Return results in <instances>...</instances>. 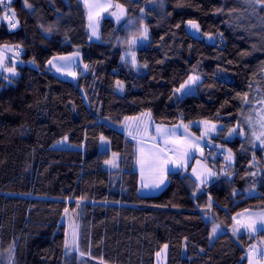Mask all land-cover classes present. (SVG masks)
<instances>
[{
    "label": "trees",
    "instance_id": "1",
    "mask_svg": "<svg viewBox=\"0 0 264 264\" xmlns=\"http://www.w3.org/2000/svg\"><path fill=\"white\" fill-rule=\"evenodd\" d=\"M109 1L125 8L126 19H103L100 40L92 42L82 0H27L31 8L25 0H11L19 24L15 30L1 26L0 47L19 54L16 75L0 79V264H104L115 258L156 264L164 245L166 264H247L249 248L264 246V232L253 237L233 218L264 210V147L252 135L264 116V5ZM188 21L215 42L192 36ZM143 27L147 43L135 45ZM77 52L87 68L75 82L47 70L49 60ZM131 52L145 73L134 71ZM191 76L200 79L195 94L181 97L177 90ZM144 112L167 126L221 125L209 143L231 150L235 165L228 168L224 154L207 146L204 160L217 177L202 193L190 174L181 178L190 196L184 209L173 207L166 192L137 195V143L117 127ZM233 128L244 137L227 139ZM101 136L109 150H103ZM113 153L119 156L116 168L105 163ZM255 155L259 175H252ZM22 176L30 177L27 193L12 194V182ZM210 206L212 221L198 212ZM75 211L83 257L65 250L64 219ZM214 225L227 230L203 249L200 242Z\"/></svg>",
    "mask_w": 264,
    "mask_h": 264
},
{
    "label": "rangeland",
    "instance_id": "2",
    "mask_svg": "<svg viewBox=\"0 0 264 264\" xmlns=\"http://www.w3.org/2000/svg\"><path fill=\"white\" fill-rule=\"evenodd\" d=\"M103 1L107 2L109 0H103ZM82 2L84 4V0H82ZM111 3H113V2H111ZM114 5H117V4H114ZM10 10H12V9H10ZM86 10H87V14H88V8H86ZM113 12H115L116 15H112ZM9 15H11V11H9ZM117 16L120 17L119 20H117ZM105 18H112L116 22L119 23V22L123 21L124 19H126V10H125L124 7L118 9V8H116L114 6L113 10L108 11V12H104V14H102L101 16H100V14H99V16H96L94 14L93 15V19L91 21H89V19H88V22L92 23L96 27L97 32H99L100 24L102 23L103 19H105ZM17 21L18 20H17V17L15 15V18L13 19L12 22L16 23ZM6 24L8 26V21H6ZM18 24H17V27L10 28V30L17 29L18 28ZM144 28H146V27H143V30H144ZM186 28H187V31L192 36H194L196 38H203V39H206L207 41L215 42L214 39H210L209 37H206L205 35H203L202 32H201L200 27H199V31H197L195 29H192L189 26V24L187 23ZM89 34H90V40L92 41L94 36H92V29L91 28H89ZM139 37L136 38V41H135L134 44L135 45H139L140 44V46H145L148 39L147 40H143V39H140ZM148 38H149V30H148ZM75 54L76 53L71 54V55H67V56H62V57L69 58L67 60H58V59H53L52 60L53 64H55V65H68L69 66L68 71H70L72 73H75V75L66 74L63 70L62 71H57L56 67H53V64H49V63L47 65V70L49 72L55 74L59 78H62V79L68 80V81L77 80L78 77H79V74H80L78 71L80 70L81 73H84L85 72V66H84V63H83L82 54L81 53H78V55H75ZM133 55L135 57V63L134 64L132 63ZM127 59L131 62V65L133 66V69H134L135 72H139V71H142L144 73L146 72V66H143L142 64H140V62L136 58V53L131 52L130 54L127 55ZM191 77H197V76H191ZM188 81L185 84L187 86L184 87L181 91H178V93H179V95L181 97H184V96H187V95H190V94H195V88L200 83V79L196 80L195 83H192V84H188ZM116 90H117L118 93H123L124 85L120 82L119 85L117 84ZM147 114H149V112H144L142 115L137 117L138 118L137 120H126L124 124H122V125L117 127L120 131L125 132L128 135H129V129H131L133 135H136L137 138L134 139V140L137 143L138 159H139V156H140L139 149L141 147L144 148L146 152L148 150L152 149L151 143H156V141H154L152 139V137L156 135L155 128H156V126L163 125V124L156 123L153 120L151 114H150V116L147 115ZM262 117H264V116H262ZM142 121H149V130H148L147 133H144L142 131V128H143V125L141 124ZM203 122L204 121H197V122L191 123L190 125L189 124H182V125H180L179 128H176L175 126L163 125L165 128H167L169 130H175L178 135L182 134L183 136L187 137V139L189 141L199 143L200 148L203 150V151L195 150V151L190 152V154H189L190 158L187 159L186 165L183 166L184 170H182V167L176 168L178 175L176 176V179H175L173 187L171 188V191L172 190H174V191L177 190L178 193H180L179 187H180L181 178L185 177L187 174H190L198 182V184H199L198 192L199 193L203 192V190H204L203 186H206V184H210L217 177V172L213 168L209 167L206 164L205 160H204V155H205V151H206V147L207 146L209 147L210 150L214 149V151L217 154H224L225 157L227 155H229V151H230V153L232 155V159L231 160H226L228 168H231V167H233L235 165L236 159H235L234 154L231 152V150H229L228 148L220 147V146H218L216 144H210L209 143L210 142L209 139L211 138V135L214 136L215 134H217V132H219V130L221 129V125L215 124V123H212V122H209L208 124H205ZM213 124L216 125V128H217V130L215 132L211 131V125H213ZM137 125H140V128H141V131H139V132H137ZM183 125H188L187 129H185L183 127ZM191 126H194V127L198 128V129H200L202 134H203L202 137H205V138H201L200 136H197L194 132H192V130L189 129V127H191ZM236 129H237V132L233 133L232 136L228 135L227 139L233 140L236 137H244V131H242L243 135H238L237 133H239L240 131L238 130V128H236ZM260 131H261V128L259 126V130L257 132V135L260 133ZM262 139H264V137H262ZM105 141H107V143L103 142V147L102 148H103V150H109L110 149L109 142H108L107 139H105ZM139 141H142V143H140ZM66 143H67V141H63L60 144H58L57 146L60 147L63 144H66ZM160 143L162 144V147H167V148L179 147V145H174V144L165 145V144H163L162 140L160 141ZM202 146H204V147L202 148ZM260 147H262V146L260 145ZM168 155L172 156L173 153L169 152ZM195 155H197L196 158H194ZM113 159H115V162L118 165L119 156L116 155V157L115 158L113 157ZM257 163L259 164L260 162H259L257 156L255 155L254 160H253V165L256 167V171H254L255 175L256 174L259 175V173H260V167L257 165ZM108 166L111 167V168H116V167H112L110 165H108ZM168 168H175V167H173L172 164H169ZM136 169H137L138 172L141 171V168H140V165H139L138 162H137V168ZM193 169L196 170L195 173H193ZM209 171L211 173H214V175H209ZM225 173L226 172H224L223 174L225 175ZM227 173H228V177L231 178L232 177V173H230V172H227ZM197 176H199L200 179H197ZM202 180L205 181V182L201 183ZM29 182H30V177H28V176H22L21 178H18L17 180L12 182V184L10 186V192L12 194H15V195L26 194L27 193V189H26L27 188V184ZM253 194H256V193L253 192ZM178 195H175V197H177ZM179 202L180 201L177 202L178 205L181 204ZM177 204L175 203V205H177ZM262 211H264V210H262ZM198 212H200L204 216V218L206 220H209V221H212L213 218L215 217V214H214V212L212 210V206H210L207 209L199 210ZM244 213L245 214L240 218V221L247 222L249 217H251L252 219H254L255 217H259L256 214H254V215L250 214V211H246ZM234 220L236 222V219H234ZM64 223L66 225V244L68 245V247L65 248L66 252L68 254H72V253H79L80 254L81 252L79 250V244H78V239H79V212L75 211V212H72V213H68L67 216L64 219ZM215 226H217V225H214V227ZM218 226L219 227L217 228V232H216L215 235H213L212 231H211V233L200 242V246L203 249L207 248L208 242L213 241L218 235L224 233L227 230L226 228H224L221 225H218ZM241 228L245 229L244 227H241ZM257 228L258 229L260 228L259 222H257ZM260 232H262V231H257V232H254V233L253 232H250V233L248 232V233L250 235H252L253 237H256ZM254 245L256 247L255 248L256 251H259L258 248H261L264 251V246L260 245L259 243H255ZM1 246L2 245H0V248H1ZM77 248H78V250H77ZM165 255H167V250L166 249L163 250L158 255L156 264H166L167 260H166V256ZM247 256L249 257V251H248L246 257ZM258 259H259V257H258ZM103 263L104 264H127V262L125 260L121 259V258L105 260ZM183 264H188V262L185 261Z\"/></svg>",
    "mask_w": 264,
    "mask_h": 264
},
{
    "label": "snow or ice",
    "instance_id": "3",
    "mask_svg": "<svg viewBox=\"0 0 264 264\" xmlns=\"http://www.w3.org/2000/svg\"><path fill=\"white\" fill-rule=\"evenodd\" d=\"M247 3L253 4V3H260L264 5V0H246ZM11 4V0H7V3L5 0H0V9H4V15L0 17V19H3L5 21H8V27L9 28H15L17 27L18 21L16 23H13V19L15 18V12L10 10L9 6ZM25 4H27V0H25ZM85 7L88 8V19L91 21L93 19V15L95 14L96 16H99L101 11L107 10L109 7H112L110 3L107 2H102V0H84ZM28 8H31L32 6L30 4H27ZM116 8H122L121 5L117 4L115 5ZM9 11H11V15H9ZM112 15H116L115 12L112 13ZM120 17L117 16V20H119ZM189 26L192 29H195L199 31V24H197L195 21H188ZM89 28L92 29V36L98 37V33L96 30V27L92 24L89 23ZM179 27V25H177ZM140 39L147 40L148 39V30L147 28H144L142 34L139 37ZM211 39V37H209ZM136 38H133V43H135ZM5 48H8L7 45L4 46ZM11 48H8V51H11ZM19 53H17L18 55ZM75 55H78L76 53ZM53 59H58V60H67L69 58L67 57H54ZM4 54L3 52H0V68H3L5 71H8L12 73L13 75H16L15 69L13 67H4ZM49 64H53L52 60L48 61ZM132 63H135V57L133 55ZM53 67H56L57 71H64L66 74L69 75H75V73H72L68 71L69 66L68 65H55L53 64ZM87 68V65H85ZM199 77H190L188 84L195 83L196 80H198ZM120 82H117L119 85ZM187 85L181 86V89H178L177 91H181L184 87ZM122 90V89H121ZM245 103L248 102L247 96L244 97ZM260 103L264 104V99L260 101ZM261 111H264V109H261ZM150 116V113L147 114ZM126 120H137V117H126ZM203 123L208 124L209 122L204 121ZM141 124L143 125L142 131L144 133H147L149 130V121H142ZM259 126L261 128L260 133L257 135L255 131L252 132V135L256 137V140L260 142V145L264 147V117L261 118L259 121ZM176 128H179L180 125H176ZM185 129H187L188 125H183ZM217 130L216 125H211V131L215 132ZM141 131L140 125H137V132ZM237 129L233 128L228 135L232 136L233 133H236ZM155 133L156 135L152 137L156 143L152 145V149L148 150L147 152L145 151L144 148H140V156L138 159V163L141 168V175L142 177L144 176L145 171L148 173L150 177H155L153 180V183L151 186L154 187H160L161 184L164 183V180L166 179L167 173L169 172L168 165L172 164L176 168H180L186 165L187 159L190 158V152L195 151V150H200L203 151L200 148L199 143L197 142H191L187 139V137L181 135H178L175 130H169L165 128L163 125L156 126L155 128ZM238 135H243V132L237 133ZM129 135L132 136L133 139H136V135H133L131 129H129ZM67 137H65V140ZM101 141L104 143H107L105 141V138L103 136L100 137ZM163 141L165 145L168 144H174V145H179V147H174V148H167V147H159V142ZM142 143V141H139ZM253 147H256L255 143H253ZM171 152L173 153L172 156H169L168 153ZM116 153H113V157H116ZM226 160H231L232 155L229 151V155L225 157ZM106 164H109L112 167H118L117 163L115 162V159L113 160H108L105 161ZM196 170L193 169V173H195ZM209 175H214V173H211L209 171ZM252 175H255V173H252ZM197 179H200L199 176H197ZM205 181H201V183H204ZM149 185H145V187H148ZM79 207V205H77ZM67 209H65V212L67 213ZM235 219V218H233ZM257 222H259L260 228H257ZM237 224H239L241 227L246 228L249 230V232H257V231H262L264 232V214H261L257 219H252L251 217L248 218L247 222L245 221H236ZM219 226H215L212 228V234L215 235L217 232V228ZM238 231V229H234V232ZM66 247L68 245L66 244ZM164 248H167V245H164ZM78 250V248H77ZM81 257L85 255V253L81 252L80 253ZM159 255V253H157ZM256 257H259V259H256ZM248 264H264V251H256L255 250V245L249 248V259H248Z\"/></svg>",
    "mask_w": 264,
    "mask_h": 264
},
{
    "label": "crops",
    "instance_id": "4",
    "mask_svg": "<svg viewBox=\"0 0 264 264\" xmlns=\"http://www.w3.org/2000/svg\"><path fill=\"white\" fill-rule=\"evenodd\" d=\"M5 2L7 3V0H5ZM102 2H104L102 0ZM107 3H110L112 5V7H109L107 10L105 11H101L100 12V16L102 14H104V12H108V11H111L113 10L114 8V4L111 3V1H107ZM2 25H5L7 26L6 24V21L3 20V19H0V28ZM8 27V26H7ZM98 33V37L97 38L96 36H94V38L92 39V42H98L100 40V30ZM8 48H11L12 47H9ZM8 48H5L4 46H1L0 47V52H3L4 54V67H13L15 69V72H16V65L18 64V59H17V53H15V50L12 49L11 51H8ZM11 56L12 55V58L10 59V61L8 60V56ZM12 60V61H11ZM3 76H8V77H11V76H15L13 75L12 73L8 72V71H5L3 68H0V79L3 77ZM76 80H74L75 82ZM125 123V122H124ZM184 123H180L178 125H182ZM176 126V125H175ZM190 129V127H189ZM191 130V129H190ZM193 132V131H192ZM127 134V133H126ZM128 135V134H127ZM130 136V135H129ZM216 134L214 136L211 135V137H215ZM131 137V136H130ZM201 138H205V137H201ZM154 143H151V145H153ZM164 144V143H163ZM168 145H171V144H168ZM204 145V144H203ZM159 147H162V144L159 142ZM204 146H202L203 148ZM207 149V147H206ZM197 155L194 156V158H196ZM174 167V165H173ZM182 170H184V167H182ZM136 175L134 176L133 178V182H132V187L134 189V191L136 192L137 195H140V196H154V195H158L160 193H163V192H166L168 194V197H169V202L170 204L173 206V207H176V208H181V209H184L186 207V204L187 202L190 200V196L185 193V190L184 188L182 187V184L180 182V187H179V190H180V193H178L177 190H172L171 191V188L173 187L174 185V182H175V179H171L170 178V175L171 174H176L177 173V170H176V167L175 168H169V172L167 173V176H166V179L164 180V183L161 184L160 187H154V186H151L152 183H153V180L155 179V177H150L148 175V173L145 171L144 173V176L142 177L141 175V171H137L136 169ZM194 178V177H193ZM195 179V178H194ZM198 183V182H197ZM149 185L148 187H145V185ZM179 194V195H178ZM175 195H178L177 197H175ZM180 201L179 203H181L180 205L177 204V202ZM175 203L177 205H175ZM245 213H241L239 215H237L235 217L236 221L240 220V218L244 215ZM250 214L254 215H258L260 216L261 214H264V211H250ZM258 217H255L254 219H257ZM246 229V228H245ZM247 230V229H246ZM249 232V230H247ZM250 233V232H249ZM256 248V247H255ZM259 251H261L262 249L261 248H258ZM263 251V250H262ZM258 259V257H256ZM248 259L249 257L247 256V264H248Z\"/></svg>",
    "mask_w": 264,
    "mask_h": 264
},
{
    "label": "built area",
    "instance_id": "5",
    "mask_svg": "<svg viewBox=\"0 0 264 264\" xmlns=\"http://www.w3.org/2000/svg\"><path fill=\"white\" fill-rule=\"evenodd\" d=\"M18 51H19V50H16V49H15V53H17ZM9 58H10V55L8 56V59H9Z\"/></svg>",
    "mask_w": 264,
    "mask_h": 264
}]
</instances>
